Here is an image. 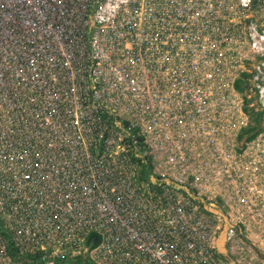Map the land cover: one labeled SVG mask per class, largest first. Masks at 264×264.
<instances>
[{
  "label": "built area",
  "instance_id": "obj_1",
  "mask_svg": "<svg viewBox=\"0 0 264 264\" xmlns=\"http://www.w3.org/2000/svg\"><path fill=\"white\" fill-rule=\"evenodd\" d=\"M77 257L264 264V0H0V264Z\"/></svg>",
  "mask_w": 264,
  "mask_h": 264
},
{
  "label": "trees",
  "instance_id": "obj_2",
  "mask_svg": "<svg viewBox=\"0 0 264 264\" xmlns=\"http://www.w3.org/2000/svg\"><path fill=\"white\" fill-rule=\"evenodd\" d=\"M240 85L241 82L237 83L236 87L239 88ZM246 105H247V101H246ZM144 176L147 178V173H144ZM92 240H97V238L95 236L91 237L88 241V245L92 243ZM59 264H90V263L84 257H77L75 259L66 262H59Z\"/></svg>",
  "mask_w": 264,
  "mask_h": 264
},
{
  "label": "rangeland",
  "instance_id": "obj_3",
  "mask_svg": "<svg viewBox=\"0 0 264 264\" xmlns=\"http://www.w3.org/2000/svg\"><path fill=\"white\" fill-rule=\"evenodd\" d=\"M220 239H219V241H218V244H219V249L220 250H223V248H222V239H223V235H220V237H219Z\"/></svg>",
  "mask_w": 264,
  "mask_h": 264
}]
</instances>
